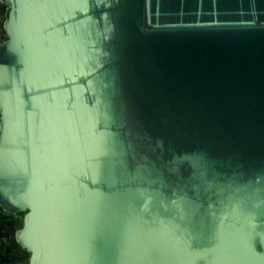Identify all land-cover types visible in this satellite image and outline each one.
<instances>
[{
  "label": "water",
  "instance_id": "water-1",
  "mask_svg": "<svg viewBox=\"0 0 264 264\" xmlns=\"http://www.w3.org/2000/svg\"><path fill=\"white\" fill-rule=\"evenodd\" d=\"M0 1L27 264H264V0Z\"/></svg>",
  "mask_w": 264,
  "mask_h": 264
},
{
  "label": "flooded vegetation",
  "instance_id": "flooded-vegetation-1",
  "mask_svg": "<svg viewBox=\"0 0 264 264\" xmlns=\"http://www.w3.org/2000/svg\"><path fill=\"white\" fill-rule=\"evenodd\" d=\"M21 218L22 215H19L18 217L4 218L1 221L5 222H0V232L3 231L2 238L0 235L1 242L3 243V246L0 247V264H7L13 259L17 263L27 264L28 254L23 252L21 255L11 240L13 233L21 226ZM6 247L7 250L3 255L2 250L4 251Z\"/></svg>",
  "mask_w": 264,
  "mask_h": 264
},
{
  "label": "crops",
  "instance_id": "crops-1",
  "mask_svg": "<svg viewBox=\"0 0 264 264\" xmlns=\"http://www.w3.org/2000/svg\"><path fill=\"white\" fill-rule=\"evenodd\" d=\"M1 2V1H0ZM1 15H2V10L0 9V17H1Z\"/></svg>",
  "mask_w": 264,
  "mask_h": 264
}]
</instances>
